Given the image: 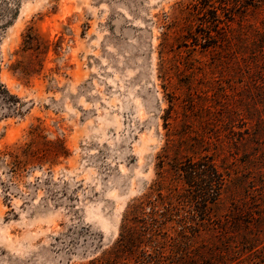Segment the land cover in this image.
<instances>
[{
    "label": "rangeland",
    "instance_id": "374dc122",
    "mask_svg": "<svg viewBox=\"0 0 264 264\" xmlns=\"http://www.w3.org/2000/svg\"><path fill=\"white\" fill-rule=\"evenodd\" d=\"M205 2L18 0L0 19V83L18 98L0 95V264L86 263L158 158L203 154L229 176L195 245L264 264V7ZM214 15L230 28L194 45Z\"/></svg>",
    "mask_w": 264,
    "mask_h": 264
},
{
    "label": "trees",
    "instance_id": "16d2710c",
    "mask_svg": "<svg viewBox=\"0 0 264 264\" xmlns=\"http://www.w3.org/2000/svg\"><path fill=\"white\" fill-rule=\"evenodd\" d=\"M205 1V5L212 6L207 3L209 0ZM4 2L0 19L14 17L18 0ZM235 5L264 7V0H236ZM212 17L200 35L190 37L194 45L204 49L214 47L216 40L210 31L218 34L223 33L219 32L221 29L230 28L217 15ZM222 37L230 41L223 34ZM0 95L9 107L17 109L18 98L9 94L1 83ZM157 168V178L149 192L124 210L112 245L83 264H227L225 254L229 243L222 247L195 245V239L201 229L198 220L204 219L208 204L217 202L228 181V170L216 164L213 154L158 158ZM229 221L232 227L238 225L237 215Z\"/></svg>",
    "mask_w": 264,
    "mask_h": 264
}]
</instances>
